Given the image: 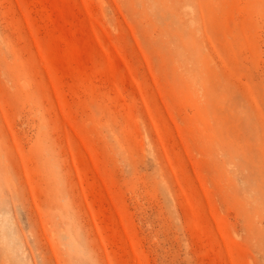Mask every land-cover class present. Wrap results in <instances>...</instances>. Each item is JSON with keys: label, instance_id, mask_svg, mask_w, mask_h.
I'll list each match as a JSON object with an SVG mask.
<instances>
[{"label": "rangeland", "instance_id": "obj_1", "mask_svg": "<svg viewBox=\"0 0 264 264\" xmlns=\"http://www.w3.org/2000/svg\"><path fill=\"white\" fill-rule=\"evenodd\" d=\"M0 264H264V0H0Z\"/></svg>", "mask_w": 264, "mask_h": 264}]
</instances>
